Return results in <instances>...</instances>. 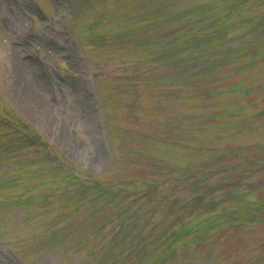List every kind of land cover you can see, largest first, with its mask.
<instances>
[{"label":"rangeland","instance_id":"1","mask_svg":"<svg viewBox=\"0 0 264 264\" xmlns=\"http://www.w3.org/2000/svg\"><path fill=\"white\" fill-rule=\"evenodd\" d=\"M72 1L0 0V264H264V0Z\"/></svg>","mask_w":264,"mask_h":264},{"label":"bare ground","instance_id":"2","mask_svg":"<svg viewBox=\"0 0 264 264\" xmlns=\"http://www.w3.org/2000/svg\"><path fill=\"white\" fill-rule=\"evenodd\" d=\"M12 21H14V19H13V18H10V19H9V22H10L11 25H12V23H11ZM47 45H48V46H51V45H49V44H47ZM51 47H53V46H51ZM53 48L57 49L56 47H53ZM22 67L25 68V65H23ZM27 93H28V94H29V93L33 94V95L35 96V97H34V96L32 95L31 97H33V98H36V97H37V96H36L35 89H33V90H31V91H28ZM34 93H35V94H34ZM72 93H73V91H72ZM39 95H40V94H39ZM38 101L41 102V104H42L45 108H49V107H50V105H48L46 102H44V101H40V100H38ZM74 113H76V109H75V108H74Z\"/></svg>","mask_w":264,"mask_h":264},{"label":"trees","instance_id":"3","mask_svg":"<svg viewBox=\"0 0 264 264\" xmlns=\"http://www.w3.org/2000/svg\"><path fill=\"white\" fill-rule=\"evenodd\" d=\"M214 41V40H213ZM218 67H221L220 65Z\"/></svg>","mask_w":264,"mask_h":264}]
</instances>
